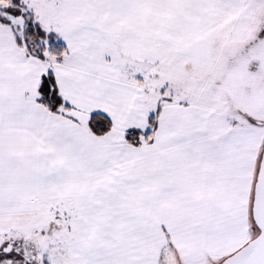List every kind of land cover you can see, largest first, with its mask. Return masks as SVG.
<instances>
[{"label": "snow or ice", "instance_id": "6c2138e0", "mask_svg": "<svg viewBox=\"0 0 264 264\" xmlns=\"http://www.w3.org/2000/svg\"><path fill=\"white\" fill-rule=\"evenodd\" d=\"M0 264H264V0H0Z\"/></svg>", "mask_w": 264, "mask_h": 264}]
</instances>
